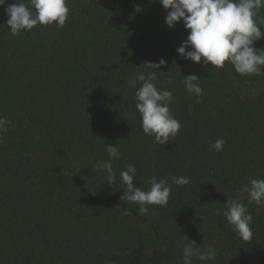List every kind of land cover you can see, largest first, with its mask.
<instances>
[{"label": "trees", "instance_id": "16d2710c", "mask_svg": "<svg viewBox=\"0 0 264 264\" xmlns=\"http://www.w3.org/2000/svg\"><path fill=\"white\" fill-rule=\"evenodd\" d=\"M6 6L0 116L11 123L0 133V264H183L180 245L188 240L215 247L208 264H264V206L249 204L244 191L251 179H264V76L181 58L188 30L182 21L169 28L158 0H68L62 29L16 36ZM254 46L264 49V39ZM161 58L162 72L145 65ZM150 71L158 89L172 92L171 112L182 125L166 145L143 132L129 85ZM189 75L201 78L200 103L184 87ZM217 138L226 141L220 152L210 146ZM106 145L121 153L112 184L94 167L108 159ZM128 164L144 191L152 177L169 180L167 206L143 215L122 201ZM172 176L190 183L177 186ZM237 196L254 218L248 241L212 207Z\"/></svg>", "mask_w": 264, "mask_h": 264}, {"label": "clouds", "instance_id": "9594fccd", "mask_svg": "<svg viewBox=\"0 0 264 264\" xmlns=\"http://www.w3.org/2000/svg\"><path fill=\"white\" fill-rule=\"evenodd\" d=\"M166 10L165 22L169 28L174 29L181 21L188 36L186 41L177 48L181 58L204 65H212L215 70L223 69L230 64L235 72L241 76H264V49H257L256 41L264 39L261 26L264 19L259 21L256 17L264 8V0H158ZM5 7L7 14L6 25L13 36L24 31H31L38 26L55 25L63 28L70 14L68 0H28V3L18 2L8 4V0H0V7ZM141 8L136 7L139 13ZM149 69L160 71L167 61L161 58L158 63L148 62ZM171 70V69H170ZM169 70V71H170ZM162 72V71H160ZM186 91L197 98V103L202 102L203 89L196 75L183 76ZM156 71L146 74L137 73L129 81L135 88V107L138 110L142 130L145 135L154 137V142L166 145L170 139L176 137L181 130V123L171 112L174 96L167 89H158ZM172 83V78H168ZM137 85H140L139 87ZM11 122L0 116V133L7 132V125ZM3 137L0 136V140ZM226 141L217 138L210 146L217 152L223 150ZM108 159L103 160L94 167L104 172L108 183L115 180L113 161L121 158L118 145H106ZM137 169L133 164H128L126 170L121 171L120 177L126 186L122 201L138 205V212L147 215L149 206H167L171 194V185L168 179L152 177L147 181L151 185L148 191L134 186ZM172 183L177 186H186L190 183L188 177H171ZM250 185V186H249ZM244 191L248 193V203L264 206V179H251ZM216 215L227 221L239 238L248 241L253 236L251 228L253 216L240 197L229 198L226 204H214ZM120 208L117 206L116 209ZM128 214V210H125ZM183 264H193L194 260L201 264H208L217 257V250L212 245L197 246L189 241L180 245ZM203 248V250H202Z\"/></svg>", "mask_w": 264, "mask_h": 264}, {"label": "rangeland", "instance_id": "374dc122", "mask_svg": "<svg viewBox=\"0 0 264 264\" xmlns=\"http://www.w3.org/2000/svg\"><path fill=\"white\" fill-rule=\"evenodd\" d=\"M231 264H244V263H243L242 259H233Z\"/></svg>", "mask_w": 264, "mask_h": 264}]
</instances>
